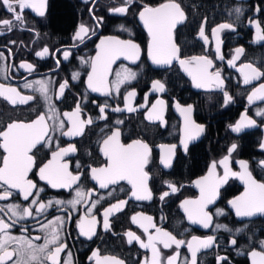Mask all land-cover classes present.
<instances>
[{
  "label": "flooded vegetation",
  "instance_id": "af4514ba",
  "mask_svg": "<svg viewBox=\"0 0 264 264\" xmlns=\"http://www.w3.org/2000/svg\"><path fill=\"white\" fill-rule=\"evenodd\" d=\"M66 2L75 9V21L72 27L65 32L59 33L53 31L49 22V4L44 17L33 16L31 12L25 10L22 26L13 28L8 31L0 27V53H3V59H0V83L17 87L24 95H35L36 100L26 105H17L13 107L8 101L0 98V125H4L12 120H31L35 118L38 112L46 111L47 106L40 98L39 93L32 89L24 88L27 82L37 80H50L53 83L51 87L52 102L55 104L60 113L71 111L77 101L81 102L83 115L94 119L93 125L85 130L83 136L68 138L59 137L62 146L75 144L77 147L76 154L66 157L70 161V170L73 173L81 172V180L73 188H83L85 191H91L89 199L77 205L75 210H63L66 205L56 206L43 210L40 213L35 211L37 205H30L24 201L18 194L4 201H0V207L8 204H20L24 207H31L33 216L24 220H18L15 226L10 230L14 236L32 239L40 235L43 237L45 231H41L44 225L61 217L65 223L61 231V239L67 244L65 253L61 254V264L65 260H70V264H94L90 260L92 252L99 249L100 254L116 256L125 261V264H140L143 259L151 256L150 251L141 249L135 241L132 244L127 243L125 233L129 230L146 242L147 236L143 230L131 222V217L137 213H142L153 217L157 227L171 232L177 238L190 240L193 235L204 238L210 235L216 237V246L198 253V264H216L217 255H227L231 264H250L247 252L254 247H258V241L264 239V216L254 219L239 220L228 208V202L239 196L244 191L237 181L229 179L228 183L220 189V195L215 204L208 209L213 215V224L216 223L227 225L233 232L237 228L242 231L236 235L238 241L236 248H233L229 240L232 233L215 230L213 228L205 229L198 225L188 223L186 216L179 207L184 199H196L199 197L198 192L194 189L195 180L205 176L213 161H219L228 154V149L232 144L237 148L232 153L230 167L233 171H240L237 161L244 160L248 162L249 169L254 177L264 181V169L259 166L260 161H264V150H260L262 143L261 128L264 127V117L257 116V111L264 110V102L257 100L256 104L249 105L247 96L254 87L264 82V79L253 81L252 84L245 85L243 77L237 68L243 63L260 62L264 66V42H257L256 28L249 21H258L261 28L264 29V0H180L184 7L188 20L184 25L177 29L176 38L181 46L183 56L208 55L213 59L216 68L221 70L224 79L225 88L232 100L225 103L223 91L213 88L212 91L203 92L195 90L188 79L180 71L178 65L165 69L150 65L147 58L148 35L142 29L138 15L136 14L137 5L129 10L126 16L110 14L109 9L113 6V0H56V2ZM121 0H116L120 3ZM164 0H143L153 6L159 5ZM139 4V0H138ZM236 7L242 9L239 18L235 14L228 15V11ZM97 17H103V23L95 29L94 34L83 43L73 39L75 31L81 24L89 27L95 26L92 19V13ZM259 9V11H257ZM207 18L206 34L209 36L210 43L205 45L198 36V28L204 18ZM11 18L0 6V20ZM222 22L233 23L235 31L225 29L220 33L221 38V55L224 59L216 58V42L211 38V29ZM121 25L131 30L130 36L127 31H121ZM107 36H116L119 39H132L140 45V59L135 64L123 62L117 63L109 76V80L116 79L115 74L127 67L137 72V78L130 84L120 88V93L115 92L110 97H104L98 93H91L86 89V73L90 70L83 64L81 59H88L96 54V45L100 38ZM15 43H12V42ZM48 47L50 54L44 58L35 55L37 51ZM242 47L243 55L236 61V67H229L228 61L235 55V49ZM70 51L71 55L68 60L63 59V51ZM61 63L57 65L56 61ZM21 63H31L34 70L29 74L26 70L19 67ZM79 71L80 79L71 80V74ZM64 80L69 81V88L65 91L63 98H55L58 85ZM160 80L165 84L164 93L154 92L152 82ZM128 90H135L137 95L132 101L137 111L133 113L122 112L115 113L111 107H123V96ZM147 97V99H145ZM157 99H163L166 102L164 119L166 124L161 126L159 122H149L145 118L146 108L142 107L147 104L150 108ZM111 106L107 109L108 120H99V109L97 104H103L105 101ZM96 101V103H93ZM179 102L181 106L191 105L193 108L192 119L204 126L205 131L197 139L189 143L187 152L180 145L181 129L183 117L176 110L175 104ZM246 113L249 118L256 121L257 128L247 131L239 136L232 132V127ZM182 117V118H181ZM116 119H122L124 123L119 125L122 130V140L130 142L132 139H142L152 148V160L149 164L152 179L149 181V187L153 191L151 200L137 201L130 197L131 186L126 181H121L118 185L109 186L108 189H100L95 181L91 180L88 174V165L99 166L104 162L103 156L99 152V140L102 136L115 126ZM221 129V134L217 130ZM101 129L104 131L102 132ZM58 136V134H57ZM250 144L251 152L243 153L244 144ZM160 144H176V152L170 168H164L160 164ZM221 145V147H220ZM220 147V148H219ZM241 148V151H240ZM220 149V151H219ZM2 153V150H0ZM50 158V150L45 147L38 154V162L46 161ZM79 161L81 168H76V162ZM222 171V169H221ZM30 179L37 183L38 188L43 191L39 194L40 202L47 203L57 199L68 201L73 199L75 193L69 189H53L40 181L35 175V170L30 174ZM164 181H171L179 187V191L170 195L161 201L159 195L162 191L168 190ZM30 197L29 199H33ZM128 200L122 211L114 212L109 216L110 230L105 231L103 228V211L111 204L118 200ZM92 202H96V208L92 210L100 222L97 225V235L91 240L79 235L77 223L80 217L84 216L85 207ZM217 209H222L224 215L216 216ZM0 219L11 223L15 217L5 212H0ZM26 229V231L24 230ZM154 233V229H150ZM249 237L252 238L251 242ZM42 244L43 239L34 241ZM164 256L170 255L173 248L164 249L162 245L158 246ZM237 249L245 252V255H239ZM180 257L177 264H183L187 257L190 259L186 247L180 250ZM67 253H71L69 257Z\"/></svg>",
  "mask_w": 264,
  "mask_h": 264
},
{
  "label": "snow or ice",
  "instance_id": "6c2138e0",
  "mask_svg": "<svg viewBox=\"0 0 264 264\" xmlns=\"http://www.w3.org/2000/svg\"><path fill=\"white\" fill-rule=\"evenodd\" d=\"M115 6L109 9L110 14L126 16L129 10L137 5L136 14L142 23L148 35L147 55L151 63L157 67L169 69L176 65L186 73L192 81V85L197 89H219L223 91L224 101L228 103L232 100L229 93L224 90L225 84L222 78L221 70L216 68L213 59L208 55H192L183 56L181 46L177 41L176 33L179 26L184 25L188 16L182 6L180 0H164L159 5L153 6L143 3V0H121ZM0 6L7 13L11 14V18L0 20V27L8 31L13 28L22 26L25 23V10H31L40 17L45 16L47 0H0ZM259 11V9H257ZM92 13V9H89ZM235 14L237 18L242 14V9L236 7L228 11V15ZM92 19L95 21L94 27L81 24L75 31L73 39L79 43H83L89 34H94L95 29L103 23V17H97L92 13ZM256 28L257 42H264V29L258 21H249ZM207 18L205 17L199 28L198 36L205 45L210 43L209 36L206 34ZM225 29L235 31L233 23L222 22L211 29V38L215 40L216 58L223 60L221 55V38L220 33ZM121 31H127L131 36V30L120 27ZM12 43H15L14 41ZM235 55L228 61L229 67H236V61L244 53L242 47H237ZM50 54L48 47L37 51L35 55L44 58ZM63 59L68 60L71 53L68 50L63 51ZM141 55V47L132 39H119L116 36L102 37L96 45L95 56L88 59H81V64L90 69L86 73V89L91 93H98L104 97H110L115 92L120 93V88L126 84H130L137 78V72L131 68L124 67L115 74L114 81L109 80L112 72V65L117 59L123 58L135 64ZM0 59H3V53H0ZM57 65L61 63L56 61ZM20 68L26 70L29 74L34 70L31 63H21ZM243 77L245 85L252 84L253 81L264 79V66L260 62L243 63L237 68ZM79 71L71 74V80L80 79ZM50 80H37L27 82L24 88L32 89L39 93L40 98L47 106L46 111L38 112L34 119L31 120H12L4 125H0V201L10 199L13 194H18L24 201H28L30 205H37L35 208L37 213L52 207L53 205H66L65 211L75 210L77 205L89 199L92 195L91 191H85L83 188H73L78 185L83 173H73L70 170V161L66 157L76 154L77 147L75 144H67L62 146L59 137L74 138L83 136L87 127L95 122L92 117H85L81 102L77 101L75 107L71 111L60 113L55 104L52 102ZM69 81L64 80L58 85V91L55 96L57 100L65 95V91L69 88ZM152 90L158 93H164L165 84L160 80L152 82ZM137 95L135 90H128L123 96V107H111L107 100L103 104H97L99 109V120H108L106 114L107 109L111 107V111L115 113L128 112L133 113L138 109L132 104L133 99ZM0 98L8 101L13 107L17 105H26L37 99L35 95H24L17 87L0 83ZM147 99V97H145ZM249 105L259 100L264 102V82L254 87L247 96ZM96 103V101H93ZM142 107L146 108L145 118L149 122H159L161 126L166 124L164 112L166 102L163 99H157L149 108L147 104ZM176 110L183 117L184 124L180 145L187 152L189 143L197 139L204 133L203 125L196 123L192 119L193 108L191 105L181 106L179 102L175 104ZM257 116L264 117V110L257 111ZM122 119H116L113 127L106 132L99 140V152L103 156L104 162L99 166L88 165V174L91 180L99 185L100 189H108L109 186L118 185L121 181H126L130 188V199L137 201L151 200L153 191L149 187V181L152 179L151 169L148 167L152 160V148L142 139H132L130 142L122 140ZM256 126V121L245 113L241 116L240 121L231 126L232 131L239 133L244 128ZM103 132L104 130L101 129ZM58 134V136H57ZM47 147L50 150V158L46 161L38 162V154ZM264 149V142L260 145ZM160 164L164 168L172 166V160L176 152V144H160ZM237 145L232 144L228 149V154L219 161H213L208 168L205 176L194 181V186L199 189V197L196 199H184L179 207L185 213L187 220L192 225H198L205 229L213 228L215 230H223L232 233L229 240L233 248L237 246L236 235L242 229L237 228L235 232L228 228L227 225L219 223L213 224V215L209 212V205L214 204L220 195V189L226 185L230 178L239 179L244 185V191L239 196L231 199L228 203L235 211L236 217L252 218L257 215L264 216V181L258 180L253 176L249 169L248 162L239 160L240 171H233L230 167L232 153L236 150ZM259 166L264 169V161L259 162ZM76 168L80 169L81 164L76 162ZM222 169V171H221ZM35 170V175L40 181L53 189H69L73 190L75 196L68 201L55 200L47 203L40 202L39 194L43 191L38 188L37 183L30 179V174ZM168 190L160 193L161 201L179 191V187L171 181H164ZM34 197L33 199H29ZM128 200H118L116 203L107 207L103 215V228L105 231L110 230L109 216L114 212L122 211ZM96 208V202H92L85 207V215L80 217L77 227L79 235L91 240L97 235V225L100 223L92 210ZM0 212L11 214L15 217L11 223L0 219V264H61V254L65 253L67 244L61 239V231L65 221L61 217H57L54 221L44 225L41 231H45V235L41 237L37 235L32 239L14 236L10 230L15 226L18 220H24L33 216L31 207H24L20 204L6 205L0 207ZM222 209H217L216 216L224 215ZM131 222L136 224L143 230L147 236L145 242L141 236L136 235L129 230L125 233L127 243L132 244L134 241L139 244L141 249L150 251L151 256H146L140 264H177L181 255L180 249L186 247L190 254L183 264H198V253L208 250L216 246L217 240L214 235L204 238L193 235L190 240L177 238L176 235L169 231L157 227L153 221V217L137 213L131 217ZM154 229V233L150 232ZM26 231V229H24ZM43 239L42 244L34 243ZM252 238L249 237L251 242ZM170 249L174 246V251L164 256L161 249ZM239 255H245V252L237 249ZM70 257L71 253H67ZM250 264H264V239L258 241V247L251 248L247 252ZM90 260L94 264H125V261L112 255H101L99 249L92 252ZM63 264H70V260H65ZM216 264H231L227 255H217Z\"/></svg>",
  "mask_w": 264,
  "mask_h": 264
},
{
  "label": "trees",
  "instance_id": "16d2710c",
  "mask_svg": "<svg viewBox=\"0 0 264 264\" xmlns=\"http://www.w3.org/2000/svg\"><path fill=\"white\" fill-rule=\"evenodd\" d=\"M72 6V5H71ZM70 4L66 2H56V0H50L49 4V22L50 26L55 32H65L68 31L76 18L75 9L72 8ZM217 134H221V129L219 128L216 132ZM221 147V145H220ZM219 147V148H220ZM253 149V148H252ZM250 144H244L243 153H249L252 151ZM220 151V149H219ZM241 151V148H240Z\"/></svg>",
  "mask_w": 264,
  "mask_h": 264
},
{
  "label": "water",
  "instance_id": "95a60500",
  "mask_svg": "<svg viewBox=\"0 0 264 264\" xmlns=\"http://www.w3.org/2000/svg\"><path fill=\"white\" fill-rule=\"evenodd\" d=\"M47 8V7H46ZM29 12H31V14L33 15V16H38V15H36L34 12H32L31 10H28ZM45 12H46V10H45ZM140 22V21H139ZM140 25H141V27H142V29L144 30V32L146 33V35H147V31L144 29V27H143V25H142V23L140 22ZM147 58H148V55H147ZM119 62H123V63H127V64H132L130 61H128V60H125V59H123V58H120V59H117L116 61H115V63L112 65V69H113V67L117 64V63H119ZM148 62H149V64L150 65H153L152 63H151V60L148 58ZM180 71H181V73L183 74V76L186 78V79H188L189 81H190V83H191V85H192V81H191V78L186 74V73H184L181 69H180ZM192 88L193 89H195V90H201V91H203V92H206V91H212V89H197V88H195L193 85H192ZM247 102H248V100H247ZM257 103V101H255L253 104H256ZM253 104H251V105H253ZM180 113H178V115H179ZM245 113H243L241 116H243ZM146 116V115H145ZM182 118V117H181ZM148 121V120H147ZM238 121H240V119L238 120ZM182 123L184 124V120L182 121ZM183 124H182V129H183ZM257 128V125L256 126H254V127H248V128H244L241 132H239V133H236V132H233L236 136H239V135H241V134H243V133H245V132H247V131H250V130H255ZM182 129H181V134H182ZM260 132L262 133V136H263V138H262V142H264V127H262L261 128V130H260ZM202 135V134H201ZM260 150H264V149H260ZM236 165L237 166H239V164L238 163H236ZM230 179H233V180H235V181H237L238 182V184L242 187V188H244V185H243V183L239 180V179H237V178H230ZM193 187H194V189L198 192V194H200L199 193V189L198 188H196L195 186H194V183H193ZM243 193V192H242ZM218 199V198H217ZM217 199H216V201H217ZM215 201V202H216ZM215 202H214V204H215ZM214 204H212V205H209V208L208 209H210ZM228 208H229V210L230 211H232V213H234V215H235V211H234V209H232L231 208V206L229 205V203H228ZM182 212H183V210H182ZM183 214L185 215V213L183 212ZM186 216V215H185ZM236 216V215H235ZM186 219H187V217H186ZM238 219L239 220H245L246 218H239L238 217ZM188 223H190L189 221H188Z\"/></svg>",
  "mask_w": 264,
  "mask_h": 264
},
{
  "label": "bare ground",
  "instance_id": "6f19581e",
  "mask_svg": "<svg viewBox=\"0 0 264 264\" xmlns=\"http://www.w3.org/2000/svg\"><path fill=\"white\" fill-rule=\"evenodd\" d=\"M259 218V217H261L260 215H257V216H255V217H252V218H248V219H254V218ZM238 218V217H237ZM247 219V218H246ZM190 224V223H189Z\"/></svg>",
  "mask_w": 264,
  "mask_h": 264
}]
</instances>
